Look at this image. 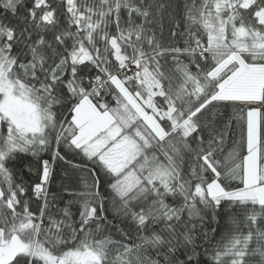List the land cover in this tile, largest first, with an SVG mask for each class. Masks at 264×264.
I'll list each match as a JSON object with an SVG mask.
<instances>
[{"label": "snow or ice", "instance_id": "1", "mask_svg": "<svg viewBox=\"0 0 264 264\" xmlns=\"http://www.w3.org/2000/svg\"><path fill=\"white\" fill-rule=\"evenodd\" d=\"M0 264H264V0H0Z\"/></svg>", "mask_w": 264, "mask_h": 264}, {"label": "trees", "instance_id": "2", "mask_svg": "<svg viewBox=\"0 0 264 264\" xmlns=\"http://www.w3.org/2000/svg\"><path fill=\"white\" fill-rule=\"evenodd\" d=\"M56 2L58 3V0H56ZM232 111H233L232 109H229V112H230V113H231ZM69 158L71 159V157H69ZM24 162H25V163L28 162L27 158H24ZM76 162H80V161H79V158H77ZM58 171H59V172H62V171H63V166H62V165H61V166H58ZM58 185H59V181L57 180L56 184L53 185V191H55V190L57 189Z\"/></svg>", "mask_w": 264, "mask_h": 264}]
</instances>
